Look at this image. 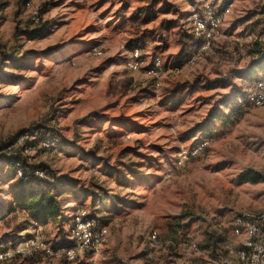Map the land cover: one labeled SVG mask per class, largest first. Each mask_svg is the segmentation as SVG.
<instances>
[{"label": "rangeland", "instance_id": "1", "mask_svg": "<svg viewBox=\"0 0 264 264\" xmlns=\"http://www.w3.org/2000/svg\"><path fill=\"white\" fill-rule=\"evenodd\" d=\"M263 4L0 0V147L17 135L11 150L33 142L23 158L50 180L33 185L69 194L62 218L45 224L19 208L0 214V250L31 237L56 250L0 264H222L239 244L235 217L264 208V107L244 102L264 76L254 53L264 48ZM208 10L220 18L210 48L184 57L183 44L200 41L192 16ZM43 130L55 145H40ZM6 160L8 194L19 178ZM243 172L263 179L243 183ZM77 213L108 236L99 254L69 262L60 244Z\"/></svg>", "mask_w": 264, "mask_h": 264}, {"label": "built area", "instance_id": "2", "mask_svg": "<svg viewBox=\"0 0 264 264\" xmlns=\"http://www.w3.org/2000/svg\"><path fill=\"white\" fill-rule=\"evenodd\" d=\"M26 7L31 12L33 21L37 23L40 18L38 10H35L29 2ZM226 13H229V8L226 9ZM192 18L194 34L203 41L202 47L197 52L205 51L210 48L211 41L217 33L220 18L211 10L204 12L203 16L196 13ZM159 65L160 62H157V69H160ZM138 66V63L129 64V67L133 70H136ZM244 102L248 106L264 107V76L248 88L244 96ZM54 140L56 139L53 137L47 138L41 141L40 145L49 148L50 145H55ZM18 143L21 145V140ZM206 145L207 142H203L199 149L204 148ZM23 151V154L29 152L28 148H24ZM192 153L195 155L197 150ZM45 175L46 173L43 171L36 172V176L42 181L46 180ZM16 177L23 178V171L19 164L16 166ZM72 219L73 222L69 226L71 244L66 248H61L60 252L64 254L69 262H75L87 252L95 255L99 254L107 239L108 229L100 225L97 220L83 217L79 213L75 214ZM232 236L239 240V244L229 246L228 254H221L220 261L222 264H264V208L257 213L237 215L234 219ZM151 239L155 241L157 239L156 235L153 234ZM40 248L46 256H53L56 253L53 247L43 245L39 238L31 237L19 245L2 248L0 250V262H11L17 256L32 258ZM194 249L196 250L197 247L194 246ZM234 258L238 261L237 263L233 261Z\"/></svg>", "mask_w": 264, "mask_h": 264}, {"label": "trees", "instance_id": "3", "mask_svg": "<svg viewBox=\"0 0 264 264\" xmlns=\"http://www.w3.org/2000/svg\"><path fill=\"white\" fill-rule=\"evenodd\" d=\"M260 11L262 14H264V4L261 6ZM149 12L150 8H144L142 10H139L137 14L138 17L146 20L147 13ZM199 40L202 41L201 39ZM200 41L193 42V44L189 41L185 42L182 46L181 54H183L184 57H189L190 59V57L193 56L201 48V43H203V41L201 43ZM254 53L258 57V59L255 61V64H257V69H259L261 66H264V48L257 47L256 50H254ZM251 76L252 74L248 73L240 74V77L250 78ZM254 83L251 86H253ZM185 89V85H180L177 87L175 93H181ZM50 134L52 135V132L43 130V133H41L39 136L40 142L41 140L43 141L47 138H51L52 136H49ZM18 139L19 138L17 135V137L11 139L8 144H4L0 147V155L2 154V156L6 157V161L12 169L14 176H16V166L18 164L23 171V178L19 179L18 183L10 188L8 194L4 193L5 190H0V214L6 215L19 208L26 211L31 221L36 224H45L50 220L61 219L66 209L65 202L67 201V199H69V194L63 192L59 194V191L57 190V188H55V186L57 185L55 183L51 184L53 190L52 192L43 190L42 188H38L33 185V181L39 184L48 183L50 185V180H48V178L42 181L36 176L37 171H43L46 173L47 169L44 168V166H30L23 158L22 151L25 147L33 146V142H25L24 146L18 147L15 150H11L12 147L18 142ZM262 179L263 176L253 172H243L239 175V180L243 183L248 182L256 184ZM5 201L7 202V204L4 205ZM96 202V198H93L92 206L94 208L98 207L99 205ZM62 233L63 240L60 244V248H66L71 244V241L69 240V232Z\"/></svg>", "mask_w": 264, "mask_h": 264}]
</instances>
